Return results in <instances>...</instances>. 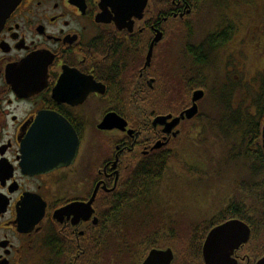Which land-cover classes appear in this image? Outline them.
Returning a JSON list of instances; mask_svg holds the SVG:
<instances>
[{"label":"flooded vegetation","instance_id":"flooded-vegetation-1","mask_svg":"<svg viewBox=\"0 0 264 264\" xmlns=\"http://www.w3.org/2000/svg\"><path fill=\"white\" fill-rule=\"evenodd\" d=\"M172 34L187 62L176 75ZM213 59L214 73L207 67ZM195 92L203 94L194 118L170 133L154 126L158 118H179ZM219 92L231 114L259 123L264 0H20L0 29V264H106L109 230L126 208L151 224L145 237L154 238L136 264L151 250H170L171 264H204L207 234L229 220L207 227L193 252L188 243L160 246L165 227L156 231L154 223L178 219L145 209L158 180L153 169L144 171L179 154L203 122L202 102L213 103ZM109 114L124 121L123 130L101 129ZM73 205L80 215L60 214ZM263 217L243 221L250 237L233 252L236 264L264 257ZM115 250L118 262L122 251Z\"/></svg>","mask_w":264,"mask_h":264},{"label":"rangeland","instance_id":"rangeland-1","mask_svg":"<svg viewBox=\"0 0 264 264\" xmlns=\"http://www.w3.org/2000/svg\"><path fill=\"white\" fill-rule=\"evenodd\" d=\"M173 34L170 70H174L176 75L178 69L187 66V62L180 58L182 49L179 45V35ZM197 35L195 33V38ZM214 61L215 59L207 66L213 73ZM196 69L194 66L193 71ZM186 76L194 78L192 74ZM209 76L212 77V74ZM194 82L195 79L190 85ZM205 82L208 85V77H205ZM174 98L175 102L183 101L178 96ZM226 102L227 98L222 92L218 93L213 103L211 99L202 102V116L199 117L203 121L201 126L198 127L197 133L189 135V131L188 139L182 141L177 152L182 155L181 157L179 154H172L169 157L166 174L155 183L156 188L150 195V201L144 205L149 212L165 211L167 214L177 216L178 220L171 221L172 223L167 226L154 223L156 226L153 228L156 231L162 226L165 227L160 233V246L171 244L180 247L188 243L189 251L193 252L205 229L210 228L208 221L225 209L231 201L245 204L248 211L250 206L257 211L264 210V183H261L259 177L252 176V161L246 160L243 156L249 147L246 143L248 136L234 121L237 114L240 117L241 115L239 112L231 114L233 107H222ZM228 108L231 110L228 111ZM229 114L232 120L228 121L227 118V121L223 122L222 119ZM229 122L235 127H229ZM128 209L124 210L120 223L112 225L109 230L110 250L101 257L103 263L136 264L138 258L146 253V249L154 240L145 237L152 230L151 224L134 219L133 214L125 212ZM254 222L258 224V221ZM260 225L264 234V217ZM117 247L122 251L118 262L114 254H110L116 253ZM133 254L135 258L130 260Z\"/></svg>","mask_w":264,"mask_h":264},{"label":"water","instance_id":"water-1","mask_svg":"<svg viewBox=\"0 0 264 264\" xmlns=\"http://www.w3.org/2000/svg\"><path fill=\"white\" fill-rule=\"evenodd\" d=\"M20 0H0V29L4 24L5 20L9 17L10 13L14 10L16 5ZM159 40L158 36L155 40L157 43ZM152 46L149 49L147 55L146 66L149 64L152 54ZM202 92H195L192 98L193 106L180 115L179 118L171 120L167 123L171 118L163 117L156 119L153 124L154 126H164L166 129V133H170L180 122V120H191L197 114V106L196 103L202 98ZM48 121L49 118L42 117L39 118L35 123V127L33 130V134H37L38 125L42 121ZM125 127V123L123 120L119 119L115 114H109L102 122L101 129L103 130H112L114 128L123 130ZM261 148L264 152V124L261 130ZM72 159V157H70ZM92 203V202H91ZM86 205L85 209L90 212V204ZM75 205L67 208L60 214L63 216L80 215L82 209L78 207H74ZM92 214V213H91ZM232 222L233 227L229 229L227 232H221L220 226L212 229L202 247V257L204 264H236V260L232 258L233 252L240 248V246L247 243L250 237V229L248 226L240 220H230ZM95 223V222H94ZM225 224V223H224ZM222 224V225H224ZM216 233L215 236L212 237L213 243L209 245V237L212 236L213 233ZM151 257L154 261V264L158 262V264H171L174 257L170 250H165L163 252L157 250H151L142 264H148V259ZM256 264H264V257L261 258Z\"/></svg>","mask_w":264,"mask_h":264},{"label":"trees","instance_id":"trees-1","mask_svg":"<svg viewBox=\"0 0 264 264\" xmlns=\"http://www.w3.org/2000/svg\"><path fill=\"white\" fill-rule=\"evenodd\" d=\"M256 112H257V117L259 119V123L255 122L253 117H249L247 115L246 117H240L237 114V117L234 118V121L239 124L240 127H242L245 131L244 133L248 136L246 143L249 144V147L246 151H244V158L246 160H249L252 163V176L253 177H259L261 180V183H264V153L261 149V144H260V132H261V127L264 122V107H256ZM228 117H225L222 119L223 122L232 120L229 118L230 114L227 115ZM230 125L229 127H235V125L232 122H229ZM234 125V126H233ZM169 162V157H165L163 159H157L155 163L150 166L146 167L144 173L147 171H150V169L154 170L155 180H158L162 173L167 169V164ZM255 162V163H253ZM262 177V178H261ZM142 176H136L135 180L138 181ZM264 185V184H263ZM255 208H251V212H254ZM252 217H255L257 215H263L261 212L256 213V211L252 214H250ZM249 211L247 210V206L242 203H236L234 201H231L228 206L223 209L221 212H219L216 216V218L212 219L210 223V227H213L215 225H218L219 223H223L225 220H230V219H240L242 221H246L247 223H250L252 221V217H249ZM209 225V224H208ZM258 224L254 222V226L256 227ZM262 226V225H261ZM206 233V232H205ZM201 238H203V236ZM143 257L141 255L138 258V262L140 259ZM134 259V254L130 256V260ZM94 264V263H93Z\"/></svg>","mask_w":264,"mask_h":264},{"label":"snow or ice","instance_id":"snow-or-ice-1","mask_svg":"<svg viewBox=\"0 0 264 264\" xmlns=\"http://www.w3.org/2000/svg\"><path fill=\"white\" fill-rule=\"evenodd\" d=\"M72 87H73V85L71 83H69L68 84V88L71 89ZM3 175H4V170H3L2 167H0V178H2ZM232 227H233L232 222L226 221L224 225L220 226V231L221 232H227ZM215 235H216V233L214 232L212 234V236L209 237V241H208L209 245H212V243H213L212 237L215 236ZM148 264H154V261H153V259L151 257H149V259H148ZM156 264H158V262H156Z\"/></svg>","mask_w":264,"mask_h":264},{"label":"bare ground","instance_id":"bare-ground-1","mask_svg":"<svg viewBox=\"0 0 264 264\" xmlns=\"http://www.w3.org/2000/svg\"><path fill=\"white\" fill-rule=\"evenodd\" d=\"M261 139V138H260Z\"/></svg>","mask_w":264,"mask_h":264}]
</instances>
